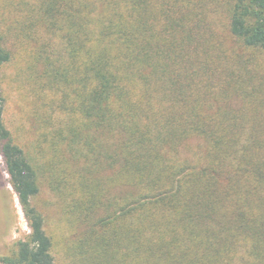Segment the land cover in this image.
I'll return each instance as SVG.
<instances>
[{"label":"trees","instance_id":"trees-1","mask_svg":"<svg viewBox=\"0 0 264 264\" xmlns=\"http://www.w3.org/2000/svg\"><path fill=\"white\" fill-rule=\"evenodd\" d=\"M3 4L23 18L20 31L0 18V154L31 231L3 264H56L42 177L82 228V264H264V75L248 54L264 51V0H228L224 32L204 0ZM11 34L27 52L28 141L6 120Z\"/></svg>","mask_w":264,"mask_h":264},{"label":"rangeland","instance_id":"rangeland-1","mask_svg":"<svg viewBox=\"0 0 264 264\" xmlns=\"http://www.w3.org/2000/svg\"><path fill=\"white\" fill-rule=\"evenodd\" d=\"M3 0H0V18L7 21L20 31L21 7H2ZM228 0H204L202 7V15H207L212 23L215 31L224 32L228 22V14L226 9ZM5 27V26H4ZM5 27V29H6ZM17 35V31L14 30ZM54 46L49 47V53L54 58L56 56L55 49L61 48V54H64L59 38L55 37ZM218 40V37H215ZM13 51L12 60L7 63L1 72L2 87L7 97L6 120L12 129L17 128L19 124L24 127L20 134L26 136V140H30L37 133L38 125L33 121L31 82L29 83V72H27V62L25 61L27 52L21 44H16L17 39L11 34L8 41ZM28 42V40H27ZM225 48L232 46V41L223 34L221 40ZM34 43V41H30ZM219 43V42H218ZM59 44V45H58ZM248 54L254 59L256 69L260 74L264 75V51L260 49L248 50ZM33 82V81H32ZM46 86V85H45ZM28 93L27 95L25 93ZM16 132V135H17ZM198 139L190 142L186 150L183 151L185 157H195L198 149L201 148ZM37 207L43 212L46 218V228L48 233L53 237L56 264H82L79 261L77 252L78 236L81 231L79 226H71L66 218V214L60 206L59 197L50 189L46 178H40V193L35 198ZM30 227L24 217L23 211L19 204L17 195L9 183L8 175L5 171L3 157L0 154V257L2 254L14 250L16 243L21 239H26L30 234ZM76 248V254L73 250ZM0 264H3L0 260Z\"/></svg>","mask_w":264,"mask_h":264}]
</instances>
